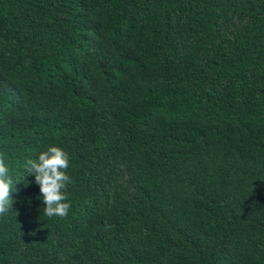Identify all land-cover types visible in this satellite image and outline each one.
Masks as SVG:
<instances>
[{
  "label": "trees",
  "instance_id": "16d2710c",
  "mask_svg": "<svg viewBox=\"0 0 264 264\" xmlns=\"http://www.w3.org/2000/svg\"><path fill=\"white\" fill-rule=\"evenodd\" d=\"M0 152V264H264V0H0Z\"/></svg>",
  "mask_w": 264,
  "mask_h": 264
},
{
  "label": "clouds",
  "instance_id": "9594fccd",
  "mask_svg": "<svg viewBox=\"0 0 264 264\" xmlns=\"http://www.w3.org/2000/svg\"><path fill=\"white\" fill-rule=\"evenodd\" d=\"M69 155L62 148L49 146L37 159H27L23 165L26 177L34 176L43 202V215L48 218L64 219L68 216L71 204L68 201L66 187L74 181L66 174L69 168ZM25 180V179H24ZM19 184V183H17ZM14 179L6 156L0 152V217H5L13 210L12 193ZM16 185V184H15ZM113 225L105 223L104 230L109 231Z\"/></svg>",
  "mask_w": 264,
  "mask_h": 264
}]
</instances>
